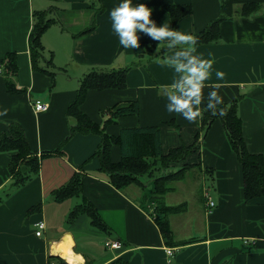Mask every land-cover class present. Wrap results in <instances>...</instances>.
<instances>
[{
  "label": "crops",
  "instance_id": "obj_1",
  "mask_svg": "<svg viewBox=\"0 0 264 264\" xmlns=\"http://www.w3.org/2000/svg\"><path fill=\"white\" fill-rule=\"evenodd\" d=\"M120 2L0 0V60L5 59L6 65L8 55L15 54L18 71L11 80L19 90L10 92L0 75V135L10 124H18L39 160L35 174L28 165L19 167L21 175H31L15 189L16 174L9 169L14 153H0V264H48L49 256L63 258L55 247L67 239L81 257L79 264H264V196L245 200L243 169L220 119L201 140V110L208 104L237 102L247 149L264 158V0H132L133 6L145 3L152 9L157 27L172 28L166 6H191L192 13L179 19L176 30L195 37L219 21L220 35L212 43H173L172 38L154 40L140 31L135 49L124 48L112 28L110 12ZM250 4L259 7L243 15L242 8ZM35 11H46L47 18L56 21L41 37L43 52L36 68L30 52ZM144 43L152 47V54L145 52ZM178 51L213 61L200 103L194 106L200 109L195 122L167 111L169 93L180 94L172 85L191 75L187 69L176 71L172 57ZM179 59L187 63L186 58ZM126 67V87L89 90L82 113L106 125L110 137L119 136L121 128L159 127L164 155L171 149L195 146L184 161L169 169H156L161 168L156 165L154 170L159 177L185 165L198 166L192 174V199L196 201L198 194L202 209L193 213L190 200L166 202L180 187L188 188L194 169L169 183L162 194L154 192L155 177L148 191L143 182L117 188L96 155L102 137L71 133L76 121L68 108L82 79L94 69ZM217 71L223 72L222 78ZM213 90L223 97L221 104L210 96ZM35 101L46 103L48 109L36 112ZM132 102L138 103L139 114L113 120L117 108ZM111 161H121L118 145L111 148ZM76 176L82 179L81 191L55 200L54 192ZM205 189L215 203L212 209L202 196ZM149 190L151 196L146 194ZM154 201L162 203L159 216ZM84 203L95 209L107 232L95 227L87 214L71 219L74 208ZM40 221L46 228L37 236ZM161 221L170 229L169 236L163 234ZM112 241H119L120 247L110 248ZM167 249H172V256Z\"/></svg>",
  "mask_w": 264,
  "mask_h": 264
},
{
  "label": "trees",
  "instance_id": "obj_2",
  "mask_svg": "<svg viewBox=\"0 0 264 264\" xmlns=\"http://www.w3.org/2000/svg\"><path fill=\"white\" fill-rule=\"evenodd\" d=\"M258 7L259 6L256 4L245 5L242 8V14L245 16L250 15L256 11ZM166 9L171 17L172 29L175 30L179 19L192 13L191 6L188 5H169L166 6ZM55 22L54 19L47 18L46 11H35L33 13L30 52L32 63L35 68L43 52L41 37L47 28ZM219 37V21H215L204 31L197 34L194 37V42L196 44L212 43L218 41ZM144 50L148 52V54H152V47L147 43H144ZM7 59L6 65H3L6 62L5 59L0 60V67L5 66L4 73L6 75L8 90L10 92L19 91L11 80L18 71L15 54L8 55ZM128 70L129 68L126 67L112 69L107 72H90L82 79L77 91V97L68 108L69 116L74 117L76 121V124L71 128L72 134L77 132L83 134L93 133L102 137V142L96 151V155L100 157L101 168L108 173L111 183L117 188H122L123 186L133 183L138 184L139 178L142 175L150 174L158 163H160L162 168L166 169L173 164L184 161L187 155L196 149L193 145L182 146L171 149L167 155H164L161 150L159 127L121 128L119 136L110 137L105 132L106 125L100 126L82 113L80 107L89 90L125 88ZM208 105L201 110V132L204 131L206 134L209 127L216 119L222 121L227 131L230 145L237 154L241 164L240 167L243 169V195H245V200L248 201L264 196V158L261 155L251 153L247 149L243 137L242 120L237 110V102L230 105H215V108L211 109ZM139 111L140 108L138 103L132 102L128 106L117 108L115 112L112 113V117L113 120H116L122 116L137 115ZM113 145H118L120 147L121 161L118 163H113L111 161V148ZM3 152L14 153L9 169L11 174H16L15 189L23 186L29 180L31 174H35L39 171V160L33 155L34 153L30 149L23 128L16 123L10 124L8 129L0 135V153ZM22 165H28L32 173L30 175H21L18 169ZM186 167L192 166L185 165L177 172H172L171 175L156 177L153 180L154 192L157 194L167 192L169 190V183L184 178ZM81 185L82 179L76 176L66 186L55 191L53 197L57 201H62L74 196L81 191ZM79 214L89 215L95 227L104 232L108 231L105 223L101 220L95 209L88 203L75 207L70 217L72 219ZM158 221H160V219ZM159 225L165 236L171 234L170 229L164 221L159 222ZM48 264L68 263L61 257L49 256Z\"/></svg>",
  "mask_w": 264,
  "mask_h": 264
},
{
  "label": "clouds",
  "instance_id": "obj_3",
  "mask_svg": "<svg viewBox=\"0 0 264 264\" xmlns=\"http://www.w3.org/2000/svg\"><path fill=\"white\" fill-rule=\"evenodd\" d=\"M112 20V28L119 37V43L124 48L139 47V32L142 31L150 35L154 40H166L172 38V42L194 41L195 38L191 34L183 33L167 27L165 24L157 27L155 20L151 18L152 9L145 3L132 5V0H121L118 6L114 7L110 12ZM181 57L187 59V63L180 62ZM176 63V71L187 69L191 75L183 76L181 81L174 83L173 87L179 88L180 94L169 93L168 99L171 101L167 105V111L170 113H179L189 122H195L200 116V109L194 107L200 103L202 95L203 82L207 79L209 73L207 69L212 65L213 61L197 60L196 57L189 55L187 51H178L173 57ZM223 72L217 71L218 78L223 77ZM215 97L218 104H221L223 97L217 94L216 90L210 93ZM208 107L215 108V105L209 104Z\"/></svg>",
  "mask_w": 264,
  "mask_h": 264
},
{
  "label": "rangeland",
  "instance_id": "obj_4",
  "mask_svg": "<svg viewBox=\"0 0 264 264\" xmlns=\"http://www.w3.org/2000/svg\"><path fill=\"white\" fill-rule=\"evenodd\" d=\"M2 69H3V71L0 73V75L3 77V78H6V75H5V70H4V68L2 67ZM94 70H96V71H104V72H107V71H110V69H94ZM14 80V79H13ZM204 135H205V132L203 131V132H201V140L203 139V137H204ZM158 166H160V164L158 163ZM182 167H179V169H181ZM156 169H164V168H162V166H161V168H157L156 167ZM167 169V168H166ZM169 169V168H168ZM186 170H185V172H186V174H187V172H188V170L189 169H194L193 171H191L190 173H189V183L187 184V186H188V188H182V187H180L179 188V190L176 192V193H174V194H172L171 196H168V201H166V202H168V203H171V202H174L175 204L176 203H178V202H181L182 200H190L191 202H192V204H193V206H192V208H191V210L193 211V213L195 212V210H197V208L198 207H200L201 209H202V203L200 202V198L198 197V194H197V199H196V201H193V196H192V192H193V190H192V184H194L195 182V180L193 179V176H192V174H195V171L197 170V169H200L198 166H195V167H186L185 168ZM168 172V171H167ZM160 172L159 171H155L154 169L151 171V173L150 174H145V175H142L140 178H139V183L141 184L142 182H143V184L145 185V186H147V188H146V190L148 191V189L150 188V187H153V185H152V177H158V175H160L159 174ZM163 173H165V171L163 172ZM172 174V172H168L166 175H171ZM154 178V179H155ZM146 192V191H145ZM151 193H152V190H149V193L148 192H146V194L148 195V196H151ZM154 203H156L155 201H154ZM156 207L158 208V211H156V213L158 214V216H159V209L162 207V203H161V201H158L157 203H156ZM198 215H199V213H198ZM198 215H195V218H199V216ZM68 263V262H67ZM68 264H70V263H68Z\"/></svg>",
  "mask_w": 264,
  "mask_h": 264
},
{
  "label": "built area",
  "instance_id": "obj_5",
  "mask_svg": "<svg viewBox=\"0 0 264 264\" xmlns=\"http://www.w3.org/2000/svg\"><path fill=\"white\" fill-rule=\"evenodd\" d=\"M1 67H0V70H1ZM33 106H34V109H35L36 112H43V111H46L48 109V105L46 103L41 102V101H35ZM202 196L205 199L208 208L212 209L215 206V203L212 200V198H211V196H210V194L208 192V189H205L203 191ZM36 228H37L36 235L37 236H41L42 233L44 232L45 228H46L45 222L44 221L38 222L36 224ZM120 245H121V243L119 241H112V242L109 243V247L112 248V249L113 248H118V247H120ZM166 252H167V255H169V256L173 255L172 249H167Z\"/></svg>",
  "mask_w": 264,
  "mask_h": 264
},
{
  "label": "bare ground",
  "instance_id": "obj_6",
  "mask_svg": "<svg viewBox=\"0 0 264 264\" xmlns=\"http://www.w3.org/2000/svg\"><path fill=\"white\" fill-rule=\"evenodd\" d=\"M67 240L58 244V246L55 247V249L60 253H62L61 255L64 259H66L70 263L77 264L79 261H81V257L73 252V250L71 249L72 243L68 242Z\"/></svg>",
  "mask_w": 264,
  "mask_h": 264
}]
</instances>
